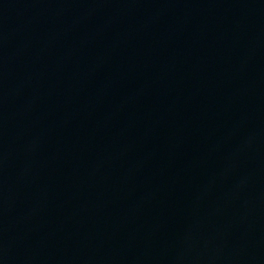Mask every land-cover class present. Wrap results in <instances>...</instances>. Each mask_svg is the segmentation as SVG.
Listing matches in <instances>:
<instances>
[{
  "label": "water",
  "instance_id": "95a60500",
  "mask_svg": "<svg viewBox=\"0 0 264 264\" xmlns=\"http://www.w3.org/2000/svg\"><path fill=\"white\" fill-rule=\"evenodd\" d=\"M0 264H264V0H0Z\"/></svg>",
  "mask_w": 264,
  "mask_h": 264
}]
</instances>
